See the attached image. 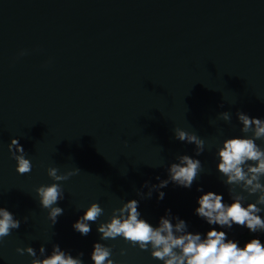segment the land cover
<instances>
[{
	"label": "water",
	"instance_id": "obj_1",
	"mask_svg": "<svg viewBox=\"0 0 264 264\" xmlns=\"http://www.w3.org/2000/svg\"><path fill=\"white\" fill-rule=\"evenodd\" d=\"M226 111L230 123L220 117ZM237 111L264 119V0H0V207L21 220L0 247V264H31L18 247L39 254L43 245L50 255L56 243L94 264L95 242L113 248L116 264H163L122 237L101 240L97 227L137 199L153 226L170 208L189 231H209L194 214L203 194L196 189L232 202L217 151L245 135ZM176 128L203 139L204 153L195 157L194 144L175 140ZM13 138L28 153L29 174L16 170ZM183 154L203 165L191 189L170 183L163 200L137 195L147 194L146 181L167 179ZM49 167L81 169L61 182L64 214L55 226L35 191L55 182ZM94 202L104 214L81 236L72 225ZM246 230L234 226L229 237Z\"/></svg>",
	"mask_w": 264,
	"mask_h": 264
},
{
	"label": "clouds",
	"instance_id": "obj_2",
	"mask_svg": "<svg viewBox=\"0 0 264 264\" xmlns=\"http://www.w3.org/2000/svg\"><path fill=\"white\" fill-rule=\"evenodd\" d=\"M25 54L27 53L24 51L20 53ZM236 115L243 125L241 131L245 135L224 140L223 146L217 151V169L226 177L223 183L228 186L232 202L225 203L223 194L212 191L205 193L202 185L196 189L203 194L198 197L199 207L194 214L211 226L209 231H189L187 221L178 215L174 216L170 208L159 218L158 226H153L142 218L139 211L140 200L132 199L122 207L114 209L108 222L98 225L100 239L115 240L122 237L133 248L139 247L144 251L151 249L152 258L162 261L163 264H264V218L261 216L264 213V207H261L264 206V147L256 143L257 140L264 141V119L252 117L243 111H237ZM220 117L229 123L232 119L227 111L220 113ZM174 139L194 144L195 157L201 156L205 151V141L195 133L176 128ZM8 147L12 158L17 161V172L20 175L31 173L33 165L26 158L28 153L20 140L13 138ZM176 159L178 162L171 163L166 170L167 179L161 180L157 176L156 179L160 181L158 184L146 181L143 187L148 188L147 194L138 190L137 195L151 199L153 192H157V199L163 200L165 192L161 189L170 183L191 189L203 169L202 162L187 154L179 155ZM47 171L55 182L51 185H40L35 191L41 207L48 210V219L55 226L58 218L64 214V209L57 206L65 198L61 182L78 175L81 169L76 167L60 173L59 168L49 167ZM238 188L240 192H237ZM249 196H256L255 202L246 203ZM103 214L104 209L98 202H94L72 227L86 237L92 231L91 225ZM23 222H28L27 216ZM216 226H219V230ZM234 226L247 228L249 238L243 244L229 237ZM20 227L21 220L15 218L14 213L7 208L0 207V247L3 246L5 238ZM16 251L20 255H30L33 258L31 264H85L84 252H79L74 257L70 251L62 249L59 243L53 244L50 255L43 245L39 248V254L31 246L18 247ZM126 251L121 249L120 254L125 255ZM112 256V247L100 242L93 244L90 259L94 264H116Z\"/></svg>",
	"mask_w": 264,
	"mask_h": 264
},
{
	"label": "trees",
	"instance_id": "obj_3",
	"mask_svg": "<svg viewBox=\"0 0 264 264\" xmlns=\"http://www.w3.org/2000/svg\"><path fill=\"white\" fill-rule=\"evenodd\" d=\"M249 238V232L248 230H246L245 232L239 234L235 240H239L241 242V244H243V242Z\"/></svg>",
	"mask_w": 264,
	"mask_h": 264
}]
</instances>
